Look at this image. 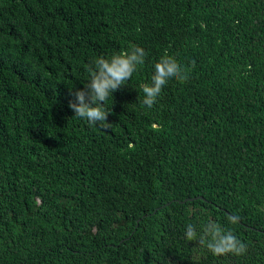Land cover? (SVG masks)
Listing matches in <instances>:
<instances>
[{
  "label": "trees",
  "instance_id": "trees-1",
  "mask_svg": "<svg viewBox=\"0 0 264 264\" xmlns=\"http://www.w3.org/2000/svg\"><path fill=\"white\" fill-rule=\"evenodd\" d=\"M130 44L147 56L105 103L111 127L72 117L69 89ZM165 52L191 72L149 109ZM259 209L264 0H0V264H264ZM209 219L246 254L184 239Z\"/></svg>",
  "mask_w": 264,
  "mask_h": 264
},
{
  "label": "clouds",
  "instance_id": "clouds-1",
  "mask_svg": "<svg viewBox=\"0 0 264 264\" xmlns=\"http://www.w3.org/2000/svg\"><path fill=\"white\" fill-rule=\"evenodd\" d=\"M202 30H206L203 21L199 24ZM220 43V41H217ZM147 56L144 48L130 44L127 50L113 53L110 57L100 56L92 62L88 68L89 78L83 83V87L72 91L70 95L74 100L68 102V108L74 116L87 120L89 124L96 125L101 129H109L112 124L108 123L109 112L105 103L109 96L126 85L138 68L145 63ZM195 62H192V67ZM191 68L183 67L175 57L165 52L153 65V74L150 82L140 85L142 96L138 97L139 103L151 109L157 101L162 88L170 81L175 80L181 84L189 79ZM154 131H158L157 125L153 124ZM129 147L133 145L129 144ZM264 211V209H259ZM237 217L230 216L228 221L237 223ZM186 241L196 242L197 251L206 250L214 257L232 255L242 257L247 252L246 244L232 231L226 230L221 224L209 219L198 232L193 224L186 225L184 232Z\"/></svg>",
  "mask_w": 264,
  "mask_h": 264
}]
</instances>
